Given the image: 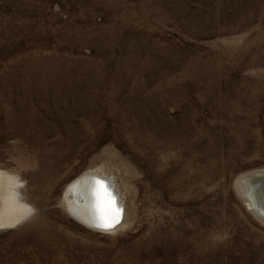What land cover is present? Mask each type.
<instances>
[{"label":"rangeland","instance_id":"rangeland-1","mask_svg":"<svg viewBox=\"0 0 264 264\" xmlns=\"http://www.w3.org/2000/svg\"><path fill=\"white\" fill-rule=\"evenodd\" d=\"M0 170V264H264V0H0ZM88 172L118 228L69 213Z\"/></svg>","mask_w":264,"mask_h":264},{"label":"bare ground","instance_id":"bare-ground-1","mask_svg":"<svg viewBox=\"0 0 264 264\" xmlns=\"http://www.w3.org/2000/svg\"><path fill=\"white\" fill-rule=\"evenodd\" d=\"M4 171L0 170V226H12L25 220L28 215L31 214L32 207L23 201L22 194L19 189L20 183L15 177L10 176ZM261 176L262 174L260 173H254L252 175L249 174L246 175L241 182L245 186L244 196L250 207L264 219V206L262 202L258 200V191L255 189V187H258L255 185L257 184L255 182H258ZM96 177L105 179L112 186L119 204L124 208L125 215V203L121 195L119 196V192L114 181L110 177L102 174L100 175L97 172L85 173L70 182L64 192V199L69 213L76 220L93 229L110 231L113 229H103V227L100 226L104 223V221L100 219L101 215L106 216L108 222H110L113 218L111 207L107 204V197L104 196L103 191L101 190L99 199L93 195V189L96 187ZM116 203L114 202V207L118 209ZM124 215L121 223L114 229L118 228L123 223Z\"/></svg>","mask_w":264,"mask_h":264},{"label":"water","instance_id":"water-1","mask_svg":"<svg viewBox=\"0 0 264 264\" xmlns=\"http://www.w3.org/2000/svg\"><path fill=\"white\" fill-rule=\"evenodd\" d=\"M96 180H99L100 182H102V184L105 186V188L107 189V192L110 193L111 197L114 198V202L117 204L118 207V214L114 217V219H112L109 222V226H102L103 229H114L117 225H119L123 219V215H124V208L122 205L119 204L118 199L116 194L113 191L112 186L105 180L99 177H96ZM98 227V226H96ZM100 227V226H99Z\"/></svg>","mask_w":264,"mask_h":264},{"label":"snow or ice","instance_id":"snow-or-ice-1","mask_svg":"<svg viewBox=\"0 0 264 264\" xmlns=\"http://www.w3.org/2000/svg\"><path fill=\"white\" fill-rule=\"evenodd\" d=\"M95 184H96V187L93 189V195H95L97 197V199H99V194H100L101 190L103 191L104 196L107 197V204L111 207L112 218L114 219L115 215H117L119 212V210L114 207V198H112L110 193L107 192V189L104 188L102 182L97 180V181H95ZM98 209H99V205H98ZM100 219L102 221H104V223H102L100 226H109V222H108L106 216L101 215Z\"/></svg>","mask_w":264,"mask_h":264}]
</instances>
